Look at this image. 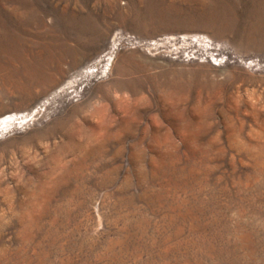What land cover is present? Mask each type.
Returning a JSON list of instances; mask_svg holds the SVG:
<instances>
[{
  "label": "rangeland",
  "instance_id": "rangeland-1",
  "mask_svg": "<svg viewBox=\"0 0 264 264\" xmlns=\"http://www.w3.org/2000/svg\"><path fill=\"white\" fill-rule=\"evenodd\" d=\"M0 264H264V0H0Z\"/></svg>",
  "mask_w": 264,
  "mask_h": 264
}]
</instances>
